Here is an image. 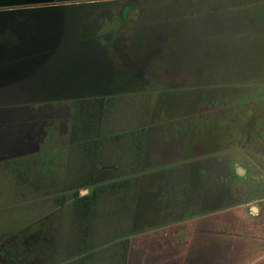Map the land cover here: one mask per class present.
<instances>
[{
    "label": "rangeland",
    "instance_id": "rangeland-1",
    "mask_svg": "<svg viewBox=\"0 0 264 264\" xmlns=\"http://www.w3.org/2000/svg\"><path fill=\"white\" fill-rule=\"evenodd\" d=\"M89 1L103 8L83 9L79 19L118 41L109 48L112 91L92 116L93 130L108 141L105 164L123 168L125 139L146 137L154 183L167 189L150 187L140 172L134 194L144 213L157 206L159 215L135 220L136 207L118 208L128 196L120 193L100 200L89 232L72 215L70 186L91 160L79 145L89 133L79 112L97 103L1 106L0 264H239V247L264 229V216L251 211L264 210V0ZM30 20L21 15L16 27ZM80 51L95 53L90 69L107 81L102 54ZM83 65L56 62L45 78L57 89L92 86L96 77ZM9 83L0 79V89ZM192 154L199 157L184 160ZM150 224L159 226L145 229Z\"/></svg>",
    "mask_w": 264,
    "mask_h": 264
},
{
    "label": "trees",
    "instance_id": "trees-1",
    "mask_svg": "<svg viewBox=\"0 0 264 264\" xmlns=\"http://www.w3.org/2000/svg\"><path fill=\"white\" fill-rule=\"evenodd\" d=\"M53 1L56 0H49L46 3L49 4ZM4 5V2L0 3V7ZM95 8L100 9L103 8V6L70 5L56 9L48 8L25 11L22 12V14L29 17V20L31 19L30 21H32L24 23L27 29L24 24H22L24 29H21L20 23L17 24L16 27V19L20 17V15H17L18 12H0V79L9 78L11 80V83L8 85L9 91L3 92V90L0 89V107L46 103L58 100H83V103L91 104L92 102L98 104L97 107L93 105L92 108L87 107L79 112V115L84 114L88 116L85 128L83 129L87 132L89 131V133L84 135V139L81 138V143L79 145H81V149H85L82 150H84L86 157L89 152L88 155H90L91 160L87 171L86 169L81 171L80 177L76 178L73 181L74 183L70 186V191L74 192L71 210L72 215L77 219L80 227H85L84 232H89L91 221H93L96 216L100 200L102 201V198L107 194H128L126 197L124 195L118 198V208L129 210L130 208L136 207L139 211L137 214H133L135 220L139 221L145 216H148L150 221L156 219V216L159 215L157 206H151L150 211L144 213L145 207L141 200L142 196L140 195V197H137L134 194V192H136V181L139 178L138 175L140 172L149 174L150 177L148 174L146 175L150 179V187L156 186L158 190L167 189L163 182L154 183L156 174L151 172L152 168L149 165V162L153 160L151 158L153 154L150 148L145 147L146 137L139 134L132 135L131 139H125V147L127 148V156L129 157L126 168L120 165L105 164L107 159L105 155H107V152L104 147L105 143L108 141L105 140L101 142V138L103 137H98L96 131L93 130L96 127L94 128L93 126L94 121H92V116H95L97 111L103 110L104 106L103 108L101 106L103 96L109 95L112 91L113 79L114 76H116V71L113 65L111 67L113 60L111 61L109 58V48H117L115 44H117L118 41L112 44V42H110L111 40H109L111 38L110 36L104 39L96 36V25L94 23H87L86 21L83 22L82 19H79L82 18L80 16L81 11H84L83 9L88 13L95 10ZM105 14L106 13H104V15ZM83 47L86 49L89 47V50H95L102 54L101 59H105L107 62V65H102V68L108 70V75H111L108 77L107 81L102 79L105 76L100 75L97 68L94 70L90 69L94 65L90 64V61H95V57H97L95 53H90L82 57L71 55ZM147 51L146 53L148 55ZM154 55L155 53L149 55L146 62ZM61 57L66 60L63 61ZM56 62L58 64L63 62L83 64L84 62L82 67L94 73L96 77L95 82L92 86L73 84L74 87L72 86V88H69L67 87L68 84H66L62 88H55L52 86L53 83L49 82L48 78H45V72L53 70L52 66L55 65ZM98 64H96V67ZM84 73L88 74L87 72ZM195 121L199 124L198 121L200 120ZM177 124L181 127L183 132L188 131L183 126V122ZM115 139H122V137H116ZM120 141L121 140H119V142ZM217 150V148L206 149L201 155L213 154ZM196 157H199V155L192 154L191 158H184V160H190ZM97 161L102 162V164L98 166ZM185 167L190 169L188 164L185 165ZM153 175L155 176L152 178ZM116 176H122L124 178L122 180H115ZM86 187H91L90 192L84 196H77V189ZM173 192L174 191L169 193V197H172ZM141 207H144V209H140ZM179 219L180 218H177L176 220ZM157 226L159 225L150 224L145 227V229H151Z\"/></svg>",
    "mask_w": 264,
    "mask_h": 264
},
{
    "label": "crops",
    "instance_id": "crops-1",
    "mask_svg": "<svg viewBox=\"0 0 264 264\" xmlns=\"http://www.w3.org/2000/svg\"><path fill=\"white\" fill-rule=\"evenodd\" d=\"M49 0H0V3L4 2V6L0 7V12L3 13H11V12H18L17 15H23L22 12L25 11H32V10H42V9H56V8H61L65 6H70V5H77V6H87V5H93L96 3H93V1L89 2H83V0H62V1H53L52 3H46ZM40 2V3H37ZM142 4L139 5H133V14L134 16H137V11L141 8H143ZM58 52H63V51H58ZM71 55L75 57H82L84 54L81 52H76L72 53ZM89 55V54H86ZM85 56V55H84ZM76 101V100H73ZM48 102V103H53ZM38 104V103H34ZM23 105H32V104H23ZM15 106V105H14ZM22 106V105H20ZM252 215L253 217H259L261 218L264 216V210L259 211L258 208H253L252 210ZM264 226V225H263ZM260 238L255 240V242L249 246L247 249L244 246L245 250L242 249V247H239L240 252H239V264H264V229L260 233ZM208 245V244H207ZM252 252H250V251ZM246 254H248V257H246ZM243 259H242V256ZM245 257L247 259H245ZM156 264H163V262H158ZM168 264V263H167Z\"/></svg>",
    "mask_w": 264,
    "mask_h": 264
}]
</instances>
